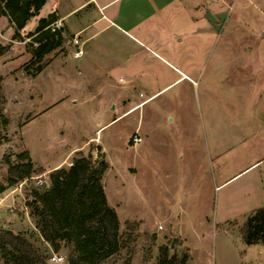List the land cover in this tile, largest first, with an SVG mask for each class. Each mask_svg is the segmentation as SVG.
<instances>
[{"label": "rangeland", "instance_id": "374dc122", "mask_svg": "<svg viewBox=\"0 0 264 264\" xmlns=\"http://www.w3.org/2000/svg\"><path fill=\"white\" fill-rule=\"evenodd\" d=\"M29 25L24 35L36 20ZM163 27L172 49L158 51L172 65L150 55L157 79L145 87L162 89L180 76L176 68L189 77L137 108L150 93L144 86H104L100 104L91 85L55 81L56 65L42 72L50 63L64 58L77 66L67 57L76 50L70 37L38 60L28 47L32 38L13 41L14 23L0 17V39L12 44L0 57L10 120L0 143V182L7 184L5 155L16 162L27 150L41 171L0 193V229L50 250L30 214L31 191L50 186V173L69 168L76 156L92 155L108 162L102 180L120 233L134 239L132 264H156L162 246L188 251V264H264V241L249 245L242 236L248 217L264 207V0H180ZM136 135L142 142L134 143ZM127 257L123 248L105 264Z\"/></svg>", "mask_w": 264, "mask_h": 264}, {"label": "trees", "instance_id": "16d2710c", "mask_svg": "<svg viewBox=\"0 0 264 264\" xmlns=\"http://www.w3.org/2000/svg\"><path fill=\"white\" fill-rule=\"evenodd\" d=\"M47 0H0V17L9 16L15 25L13 40L28 43L34 58L41 60L46 54L63 46L66 41L64 29L53 30L51 24L57 16L51 13L42 17L34 31L24 35L21 31L28 21L37 15ZM69 38V37H68ZM12 44L0 42V57ZM44 67L39 66L37 72ZM3 75L0 73V143L7 138L4 132L10 122L5 113L6 96L3 92ZM18 160L9 165L7 184L0 182V193L22 180L30 179L41 172L27 150L17 154ZM108 162L92 155H78L69 168H57L50 173L51 185L43 189L34 188L28 200L30 214L35 219L43 239L51 249L44 250L27 236L11 229H0V253L5 264H51L53 254L67 250L68 264H105L123 248H128L124 264H132L135 247L129 245L134 239L120 233V218L110 206L103 184ZM246 244L264 241V207L256 209L242 229ZM188 251L178 253L169 246L160 248L156 264H188Z\"/></svg>", "mask_w": 264, "mask_h": 264}, {"label": "crops", "instance_id": "0c3cea01", "mask_svg": "<svg viewBox=\"0 0 264 264\" xmlns=\"http://www.w3.org/2000/svg\"><path fill=\"white\" fill-rule=\"evenodd\" d=\"M179 3L180 0H47L26 28L31 27L29 24L33 19L37 26L40 18L54 13L62 24L64 35L78 36L84 53L78 58L72 54L67 56L76 60L77 66L62 58L50 63L42 72L56 65L52 73L55 81L67 77L70 85H91L90 92H97V100L102 104L105 101L100 93L102 87L122 84L120 78L131 86L153 85L157 78L150 55L172 65L158 50L169 53L172 49L167 39L169 32L163 26L170 17L174 20ZM12 34L11 27L5 37H12ZM176 69L180 76L162 89L145 87L150 93L144 97L141 92L144 94L141 100L146 102L139 108L177 80L189 77L185 71ZM116 81L118 83H114ZM71 100L79 101L77 97ZM80 105H72L70 110L75 111ZM113 120L107 121L102 128Z\"/></svg>", "mask_w": 264, "mask_h": 264}, {"label": "built area", "instance_id": "2783aa9c", "mask_svg": "<svg viewBox=\"0 0 264 264\" xmlns=\"http://www.w3.org/2000/svg\"><path fill=\"white\" fill-rule=\"evenodd\" d=\"M61 27H62V24L58 20L55 21L54 23H52V29L53 30L60 29ZM67 45H73L76 47V50L74 52V57H76V58L80 57L84 53L83 48L80 46L81 40L78 36H74V37L70 38L67 42ZM120 82L122 84H124L126 81L124 78H120ZM140 95L143 96L144 94L141 93ZM145 102L146 101L140 102V104L137 105V108L142 106ZM133 140H134L135 144H138V143L142 142L143 138L141 136L136 135V136H134ZM71 165H72V163H71ZM66 259H67V256L64 254H54L51 258V260L55 261V262H65Z\"/></svg>", "mask_w": 264, "mask_h": 264}]
</instances>
